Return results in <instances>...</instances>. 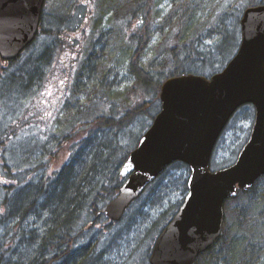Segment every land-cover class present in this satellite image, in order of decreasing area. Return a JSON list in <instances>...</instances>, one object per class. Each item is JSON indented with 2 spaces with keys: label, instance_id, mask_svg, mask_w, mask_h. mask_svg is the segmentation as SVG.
Wrapping results in <instances>:
<instances>
[{
  "label": "trees",
  "instance_id": "trees-1",
  "mask_svg": "<svg viewBox=\"0 0 264 264\" xmlns=\"http://www.w3.org/2000/svg\"><path fill=\"white\" fill-rule=\"evenodd\" d=\"M165 1L168 0H96L97 10H91L89 15L80 17L81 21L75 23L72 30L68 29V31L63 32L62 26H68L71 22V16L63 17L57 14V22L49 24L46 21L47 10H45L39 31L41 34L47 33V37L50 40V44L46 47L45 61L44 56L33 57L28 54V50L35 42L25 49L19 58L13 61H5L0 58V90L4 91V97L6 93H15L16 84L29 85V83L25 84V82L28 77L34 74V68H41L37 75V79L40 80L47 73H43V64L45 65L46 63L47 66H51V72L53 71L54 66L50 61L54 48H51V46L54 45L56 48L61 46L64 50H67L66 48L74 50L76 46L83 43L84 35L91 42L87 51L82 53L80 50L81 54L78 52V57L73 61L74 64L79 62V69L75 73V79L74 76L66 73L67 66L61 69L64 75H71L74 79L71 93L68 97L73 107L72 118L70 123L62 129L61 134L50 132L52 136L49 134L48 141L54 138L57 147L51 151L45 147V152H49L50 156L53 155L58 158V152L62 150L65 152L69 150V156H66L57 168L50 170V174H48V171H44L43 179L37 181V183L36 181H30L23 187L20 186L23 183H20L18 191H14L16 187L14 188L13 185H10L12 182L3 184L5 192L2 206L5 205L6 209L12 207V213L17 216L23 209H27L28 213L31 214L43 205V207H47V210L45 209L48 212L47 218L59 221L61 215L58 211L60 209L65 210L67 198L70 195L69 192H71L77 195L78 206L89 204V209L93 207L94 211L101 212L102 217L109 220L104 208L119 192L122 178L116 174L112 179L110 177L109 179L105 178L104 182L100 180L102 187H96L94 179L98 180L97 178L101 173L99 174L98 172L100 171H97L98 176H96L97 173L94 175L89 164L96 157L102 156L104 152L108 151L113 153L109 160H111L110 164L113 163L115 165L116 170L123 165L122 163L127 159L130 150L134 146L129 150H123L122 155L118 158L119 155L116 156L118 152L115 153V151L121 149V144L120 146L117 145L114 142L115 138L112 137L118 133L119 129L122 130L129 127L140 116L147 119L148 125L145 127V130H147L155 115L161 109L159 93L164 80L171 76L187 73H198L210 77L217 72V70L214 71L212 69L211 65L207 64L208 55L211 56L212 52L202 53L201 49L198 48V44L201 41L200 35L207 32L211 35L217 34L220 36L221 39L216 47L218 52L225 58L224 67L239 48L238 46L242 39L239 21L243 11L249 6L264 4V0H171L173 8L162 18V13L158 8L159 4ZM200 13L201 15H199ZM228 16L235 18V25L232 30L229 29L226 23ZM104 17H108L107 26L103 25ZM92 18H97L98 20L96 19L94 24L95 31H91L89 34L86 31L85 23ZM157 18H162L160 28L163 31V39L159 48L157 49V46H155L154 50L156 51V57H162L164 62L157 69L156 72L158 73H153L150 68L144 66L142 59L145 51L153 41V26ZM79 29H83L86 32L76 36L75 34ZM109 29L112 30V33L109 34L107 42L112 41L120 44V49L123 47V43H128L127 49L129 48L130 53L127 55L126 62L128 63L129 74L135 80L132 88L134 91L132 103H128L127 106L119 102L117 109L114 108L113 93L105 88L103 80L98 82L95 79L91 82L92 86L90 87L87 84L89 88L84 89L82 92L78 87L80 86V80L85 75L83 74L84 69L92 61V50L98 43L96 42L98 33L101 34L103 30V34L108 36ZM172 39L175 40L174 45L171 44ZM102 42L99 41V43ZM20 61L22 62L20 63ZM15 64L16 69L12 70L11 67ZM104 71L105 66L102 67L101 65L99 73L98 71L97 73L102 76ZM36 80L30 83L34 84ZM80 93L85 94L87 101H83L81 106L77 107L79 105L76 104L74 98ZM116 97L118 99L121 98L120 95H116ZM22 112V115L18 116L15 121L7 122L5 128L0 129V168L3 169L5 175H14L12 166L8 163L5 156L8 143L15 138L18 128L25 130L27 121L33 122L34 112L31 111V103L30 109ZM110 131L113 134H110ZM47 133L49 132L44 131L41 134ZM139 137L136 139V144L139 142ZM86 151H90L92 155L87 154ZM175 163L184 165L180 161ZM37 166L41 169L48 167L43 162L38 163ZM37 171L36 173L41 172ZM75 177L82 180L90 178L92 182L88 183L85 188L79 187L77 179L73 184H69L70 178ZM157 181H160V178ZM262 182H264V176L257 180L252 189L240 192L238 196L226 200L223 234L208 251L203 252L197 258L195 264H264V192L258 187ZM53 184L62 185L63 192L67 193L66 200H61L64 196L62 195V197H57V200L54 199L52 202L48 194V188ZM15 202H18L16 206ZM55 202L60 203L58 211L53 210ZM76 204L77 202L74 203V206ZM177 209L168 217H165L164 214L163 217L166 219L161 220V224L158 221L154 223L152 231L154 228L157 231L150 239L151 244L139 258L140 264H151L149 263V258L156 237L171 220ZM66 211L68 210L66 209ZM73 216V213L72 215L69 213L66 216V220L70 224V219L72 220ZM109 221V226L118 223L112 220ZM72 222L76 223L75 219ZM50 234L48 239L53 242L56 257L47 259L43 256L33 255L31 264L89 263L88 258L81 251L85 245L75 244L73 237L60 236L56 228L50 230ZM0 238L2 239L0 241V264H22L24 260L15 261V252L17 251V247H15L16 237L12 236L8 239L9 242L11 241L10 244L5 239L3 240L4 237ZM97 242L100 247L102 244L100 241Z\"/></svg>",
  "mask_w": 264,
  "mask_h": 264
},
{
  "label": "water",
  "instance_id": "water-1",
  "mask_svg": "<svg viewBox=\"0 0 264 264\" xmlns=\"http://www.w3.org/2000/svg\"><path fill=\"white\" fill-rule=\"evenodd\" d=\"M45 0H0V57L14 60L35 39ZM240 18L242 39L227 66L211 77L171 76L160 90L161 110L130 151L119 194L105 208L114 221L175 161L189 167L188 193L156 238L151 264H194L219 239L225 201L264 175V4ZM253 104L248 141L231 166L211 169L219 136L235 111Z\"/></svg>",
  "mask_w": 264,
  "mask_h": 264
},
{
  "label": "rangeland",
  "instance_id": "rangeland-1",
  "mask_svg": "<svg viewBox=\"0 0 264 264\" xmlns=\"http://www.w3.org/2000/svg\"><path fill=\"white\" fill-rule=\"evenodd\" d=\"M173 8L172 1L168 0L159 4L158 10L162 13V18L165 14ZM47 15L46 21L51 24L56 21V15L58 14L65 17L70 15L71 22L68 26H62V32L72 30L75 23H79L81 20L80 17H85L89 15L91 10H97L96 1L93 0L90 4L89 0H48L46 8ZM209 12V11H207ZM201 15V13L199 14ZM157 18V21L154 23V32H153V41L151 42L150 47L145 51L142 62L146 68H150L153 73L156 72L163 61L162 57L157 58L154 50V47L159 48L163 31L161 30V19ZM93 19V21H91ZM85 23L87 27V32L91 33L94 30V24L96 19L92 18ZM103 25L107 26L108 17L103 18ZM98 20V19H97ZM84 21V20H83ZM226 23L229 26V29L234 28L235 18L228 16ZM90 25V27H89ZM85 30L82 32H86ZM81 32V33H82ZM79 31L76 32V36H80ZM87 33V34H88ZM89 33V34H90ZM112 33V30L109 29L108 36L106 34L98 33L96 46L92 50L93 58L92 61L87 65V68L84 69L82 79L80 80V91L88 89L87 84L92 86V83L95 79L99 81H104L105 88L109 89L113 93L114 97V108L119 107L120 104L127 105L132 103L133 99V86L134 78L128 71L127 55L130 53L129 48L127 49L128 43L124 44L121 47L120 44L114 43L112 41L107 42L109 39V34ZM201 41L198 44V48L201 49V52H212V55H208V65H211L214 71H219L224 64L225 58L221 55L216 45L221 39L217 34L211 35L207 32L200 35ZM86 35L83 37V43H80L78 51L76 49L71 50L66 48L64 50L61 46L57 48L53 45L52 59L50 61L53 64V71L51 72L52 67L43 64V73L47 72L43 79H37L34 84L29 83V85H15V93H6V96L9 97L6 101L3 97L4 91L0 90V129L5 128L7 122H13L18 116L22 115L23 110L30 109L33 113V122L27 121L25 130L18 128L16 130V136L8 143V148L6 151V158L8 163L11 164L14 175L7 174L3 169L0 168V237H4L9 244L8 239L12 237V230L14 231L13 224L15 223L14 215L12 213V207L6 209V206H2V199L4 198L3 184L13 185L18 191L19 185L23 187L26 183L30 181H39L43 179L44 171H48L58 167L63 160L68 157L69 150L65 152L62 150L58 152V158L53 155L50 156L49 152H45V147L49 151L57 147L55 144L54 138L49 140V134L57 132L60 133L64 129L72 118V104L69 102L72 85L75 79V73L79 69L78 63L74 64V60L78 57V52L83 53L87 51L90 46V39ZM87 41V42H84ZM99 41H103L99 43ZM50 44L49 37L47 33H42L34 45L28 50L30 56H44L46 47ZM171 44H175V40H171ZM78 46H76L77 48ZM56 48V49H55ZM77 52V54H76ZM207 55V54H205ZM22 61H20L21 63ZM105 66V71L101 75L99 73V67ZM65 66L66 73L74 76V79L70 75H64L62 70ZM51 68V69H50ZM12 70L16 69V64L11 67ZM41 68H34V74L40 72ZM98 71V73H97ZM79 74V73H78ZM43 81V82H42ZM42 82V83H41ZM42 85V86H41ZM120 95V99L116 97ZM128 98V100H126ZM76 104L80 107L83 101H87L84 93L78 94L75 98ZM75 103V102H74ZM128 106V105H127ZM254 109L253 106H243L241 107L236 115L230 120L229 126L226 128L224 133L221 135L218 145L216 146V151L213 156L212 165L214 169H219L220 167L231 165L235 162L236 157L242 148V145L249 138V134L252 129V123L254 119ZM148 125V121L143 116H140L139 119L134 121L129 127L124 128L120 131L118 136L114 139V142L120 146L117 152L118 158L122 155L123 150H129L131 147L135 146L136 139L145 131V127ZM49 132L42 135V132ZM51 132V133H50ZM61 134V133H60ZM54 141V142H53ZM43 162L47 164L46 169H41L37 166L38 163ZM113 164V163H112ZM122 166V165H121ZM118 167V172L121 168ZM115 165L113 164V169ZM41 169V170H39ZM41 171L40 173H36ZM110 169H108L109 171ZM108 171H101V175L98 176V180L94 179L95 186L99 187L102 185V182L105 181V174ZM117 172V173H118ZM190 175L189 167L187 165L173 164L171 165L160 178V181H155L151 184L150 187L143 193L141 198L136 200L130 209L126 212L121 222H118L114 225L109 226V220H106L105 217H101L94 226L90 227V231L86 236H81L78 240L79 244L89 243V241L97 242V238L100 235H95L98 232L103 234V238L100 240L101 246H105L106 251L113 254V260L116 261L115 264H140L139 258L144 254L145 250L151 244L150 239L156 233V229L153 228V225L156 221L160 223L161 220H165L179 207L183 199L185 198L188 192L187 179ZM5 178V180H4ZM20 180H22L20 182ZM261 191L264 192V182L259 186ZM8 191V190H6ZM43 200V199H42ZM48 212L46 210H41V207L38 208L36 213L30 215V219L33 226H37L38 232L43 230V226L46 224L44 220L47 218ZM35 221L37 223H35ZM35 224V225H34ZM37 224V225H36ZM161 224V223H160ZM151 231L149 235L146 234L147 231ZM117 231L119 236L113 242L108 243L110 233ZM15 233V231H14ZM92 235V237H91ZM0 241L2 239L0 238ZM111 244V245H110ZM209 261V260H208Z\"/></svg>",
  "mask_w": 264,
  "mask_h": 264
},
{
  "label": "bare ground",
  "instance_id": "bare-ground-1",
  "mask_svg": "<svg viewBox=\"0 0 264 264\" xmlns=\"http://www.w3.org/2000/svg\"><path fill=\"white\" fill-rule=\"evenodd\" d=\"M38 72L33 74L32 76L27 78L26 83L33 82L37 79ZM45 76V75H44ZM44 76L42 77L44 80ZM42 80V79H41ZM42 83V82H41ZM21 85V84H20ZM4 99L8 101L9 97L4 96ZM120 129L118 130V133L113 136L112 138H116L118 134L120 133ZM110 134H113L112 131H110ZM117 151H115L116 153ZM87 154L92 155L90 151H86ZM113 153H110L108 151L104 152L102 156L96 157L89 165L91 166V171L95 175L97 171H108L107 174H105V178L109 179V177L112 179L115 177L116 174L121 176L122 178V183L120 186L125 182L126 177L120 174V170L113 169V164H110L109 158L112 156ZM100 155V154H98ZM115 168V167H114ZM99 172V174H100ZM118 172V173H117ZM77 178H70L69 184H73ZM79 182V187H86L88 183H91V179L88 178L87 180H82V179H77ZM22 180H20L21 182ZM90 181V182H89ZM114 181V180H111ZM23 183V182H21ZM101 186V185H100ZM102 187V186H101ZM62 185H56L53 184L48 188V194L50 195V199L52 202L54 199L57 200V197L60 198L62 195H64L61 200H66L67 193H64L62 190ZM70 189V188H67ZM70 195L67 198L66 202V208L65 210L60 209L58 211V208L60 206L59 202H55L56 204L53 207V210H57L58 213L61 215V219L59 221L50 219L49 217L44 220V223L46 224L43 226V230L41 232H38L37 226H33L31 223L30 219L32 218L30 215L33 213L29 214L27 209H23L20 211L19 215H15L13 213L14 221L15 223L13 224L14 231L12 230V236L16 237L17 241L15 243V247H17V251L15 252V261H23L22 264H31L33 255L36 256H43L46 257L47 259H53L56 257L55 251H54V245L51 239H48V237L51 235L50 230H53V228L57 229L60 233V236L62 237H73L75 244H78V240L80 239L81 236H86L88 232L91 229L90 227L94 226L96 222L102 217L101 212H96L93 210V207L89 209V204H85L82 206H78V199L77 195L72 194L69 192ZM79 198V197H78ZM76 206H74V203H76ZM18 202H15V206ZM19 205V204H18ZM73 205V207H72ZM47 210V207H41V210ZM66 209L68 211H66ZM36 213V211L34 212ZM74 216L72 217V220L75 219V222H72L70 219V222H67V214ZM48 216V215H47ZM35 223H37L35 221ZM35 225V224H34ZM37 225V224H36ZM151 231H147L146 234L149 235ZM100 235L97 239L100 241L103 238V234L101 235V232H98L95 234ZM111 238H109L108 243L113 242V240L117 239L119 236V232L114 231L109 234ZM92 237V235H91ZM112 237L114 238L112 240ZM81 245H85L81 251L83 254L88 258L89 263L88 264H115L116 261L113 260V254H111L109 251H106L105 246L99 247V243L96 242H91L89 243H84ZM111 245V244H110ZM98 246V247H97ZM80 251V252H81ZM64 264V263H60Z\"/></svg>",
  "mask_w": 264,
  "mask_h": 264
}]
</instances>
